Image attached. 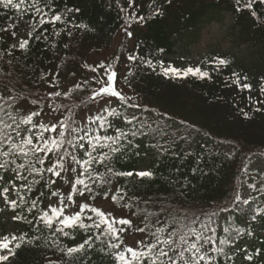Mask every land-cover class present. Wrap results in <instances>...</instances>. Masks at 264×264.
Listing matches in <instances>:
<instances>
[{"label":"snow or ice","instance_id":"1","mask_svg":"<svg viewBox=\"0 0 264 264\" xmlns=\"http://www.w3.org/2000/svg\"><path fill=\"white\" fill-rule=\"evenodd\" d=\"M119 2L117 0V4ZM134 2L135 0H128V6L132 7ZM256 2L257 0H235L236 11L252 10ZM258 2L264 4V0ZM0 9L12 10L20 17L31 13L33 18L27 38L20 39L6 53L0 52V173L9 177L5 181V175L0 174V200L13 212L22 209L34 214L27 222L30 225L35 223L38 231H49L50 236L46 242L71 258L66 264H72L93 251L104 254L112 264H218L221 259L224 264H229L234 261L236 252L232 246L237 240L264 230V206H252L257 200L253 193H259L260 200L264 201V178L259 183L245 181L247 195L237 191L229 203L214 205L186 206L185 201L179 198L174 202H169L166 198L142 200L135 194L129 195L130 189L116 188L111 195L112 202L121 209H128L130 216L139 221L135 231L147 237L137 241L136 247L126 245L123 237L133 227L131 218L114 215L112 211L106 212L88 202L78 204L74 197L95 200L102 194L107 199L112 192L110 186L115 177L132 178L139 183L154 181L157 176L155 171H117L114 167V161L129 153L139 155L141 148L155 153L157 167L165 159L178 162L171 170V175L163 179L178 193V197H184L187 191L194 190L196 186L189 176L181 178L182 166L187 160H194V166L190 169L192 177L207 175L201 168L203 153L196 152L193 148V132L189 131L185 121L174 124L167 114L141 103L138 96L125 95L118 90L115 86L116 71L103 62L91 69L93 72L104 69V72L99 78H93L97 87L92 89L89 97L93 102L103 98V106L93 115L78 121L73 109L63 102L48 104L51 111L60 113V116L55 118V122H43L40 117L44 108L39 106L47 101V97H33L31 90L19 83V77L23 75V68L26 66L17 63L13 50L28 52L30 41L38 30L37 25L66 23L65 16L53 9L52 0H0ZM120 10L126 11L125 8ZM79 11V8L67 9V13ZM155 14H161L159 8L155 10ZM251 15L258 21L261 19L254 10ZM135 19L138 23H143L147 18L135 15ZM72 27L92 31L87 24H74ZM129 27L130 25L125 27L124 31L128 37H132ZM14 28L16 25L10 24L0 28V32H9ZM54 34L59 36L60 32L56 31ZM11 35L16 37V31H11ZM42 36L43 33H40L34 38L40 40ZM5 55L9 59L5 60ZM128 60L135 62L137 57L129 55ZM140 63L151 71H156V64L152 60H141ZM207 63L219 71V66H226L228 61L215 58ZM159 67L164 78L186 79L191 76L201 80L212 79L210 73L201 66L165 67L163 61H160ZM17 68L20 69L19 72ZM47 75L42 74L40 79L50 87L59 88L58 73L51 81L47 80ZM133 75L132 69H129L125 80ZM233 76L234 84L242 90H251V84L241 83V78L236 73ZM243 79L246 81L248 78L245 76ZM86 85L87 80L83 84H75L73 88L83 90ZM260 91L264 93V87ZM72 92L73 89L58 90L48 93V97L67 99ZM113 97L118 101L117 106H113ZM26 105L36 107L26 110ZM135 109H140V114L130 111ZM256 111H264V107L257 108ZM67 113L72 114L66 115ZM243 115L248 118L247 112H243ZM199 131L196 129L197 134ZM101 167L103 172L99 171ZM57 179L70 185L72 190L67 196L58 189L52 190ZM5 182L7 186H4ZM41 184L50 190L51 197L57 198L56 206L49 204L46 209L38 207L42 203L44 192L31 198L34 186ZM94 186H98L101 192L96 191ZM74 206L78 210H74ZM243 206H247V211ZM209 207L211 211L208 210ZM240 212L243 213L242 216L234 215ZM224 213L229 215L225 217ZM11 219L27 218L13 215ZM77 232L85 234L86 238L82 242L68 247L61 246V237L71 236L74 240ZM39 239V236L28 238L27 234L4 236L0 239V252L6 254L0 255V264L15 257L16 251L23 245L33 244ZM260 253L261 249H255V256ZM254 255L245 251L243 258L245 261H252Z\"/></svg>","mask_w":264,"mask_h":264},{"label":"trees","instance_id":"2","mask_svg":"<svg viewBox=\"0 0 264 264\" xmlns=\"http://www.w3.org/2000/svg\"><path fill=\"white\" fill-rule=\"evenodd\" d=\"M52 7L65 16L66 23L37 25L38 30L34 36L43 33L42 38L36 40L33 36L28 52L13 50L17 63L26 66L23 68V75L19 77V83L30 89L33 97H47V101L39 106L44 108L40 119L47 123L46 119H43L45 115L60 116V113L52 112L48 107V104L60 102L73 109L78 121L82 119L84 113L95 103L89 100L92 89L97 87L93 78H99L104 72V69H100L99 72H93L91 69L103 62L106 66L111 65L116 71L115 86L118 90L123 92L122 87H125L127 89L126 93L123 92L125 95L138 96L141 103L167 114L174 124H179L181 120L185 121L189 131L193 132L194 150L203 153L201 168L207 173L192 177L190 169L194 166V160L191 158L187 160L182 166L181 178L189 176L196 186L194 190L187 191L184 197H178V193H175L163 179L171 175V170L178 162L165 159L157 167L155 157L149 169L157 172L154 181L139 183L132 178L115 177L110 186L112 192L107 199L102 194L95 200H85L77 196L78 204L88 202L99 207L100 202H110L115 208L121 209L111 200L116 188L130 189L129 195L135 194L142 200L166 198L169 202H174L179 198L185 201L186 206L229 203L236 192L241 191L244 181L252 173L248 170L250 158L264 154V111H256L257 108L264 107V93L260 91L264 87V4H260L257 0L252 9L261 18L259 21L251 15L252 10L244 9L237 12L235 0H171V3H168V0H155V3L153 0H135L132 7L128 6V0H120L119 4L117 0H52ZM68 8H79L80 11L67 13ZM121 8H125L126 11L122 12ZM157 8L160 10V15L155 14ZM0 13H4L0 15V28L21 22L23 29H27L26 33L31 30L30 22L33 19L31 13H26L23 17L12 10L0 9ZM222 13H230L234 17L229 34L240 44L251 47L252 57L248 60L228 54L217 55L213 59L223 58L228 61L226 66H219V71L215 66L207 63L212 58L205 60L200 66L210 73L212 77L210 80L191 76L186 79L164 78L160 74V61H163L164 65L167 64L178 43L187 39L191 32L198 33L201 25L214 19L220 20ZM133 14L145 16L147 19L143 23H138ZM81 23L87 24L92 31L72 27ZM129 25V31L133 33L132 40L124 31ZM11 31H16L17 34L21 32L18 27L10 29L9 32H0V52L6 53L11 50L13 44L18 43L16 37L11 35ZM56 31L60 32L59 36L54 34ZM69 32L72 34L69 35ZM120 33H124L125 38L108 60H99L96 63L90 61L106 50ZM129 55L136 56L137 61L130 62ZM4 59L7 60L9 57L5 55ZM149 59L156 64L155 72L140 63L141 60ZM4 67L7 69L6 64ZM129 69H132L134 75L129 76L126 81L125 76L128 75ZM17 71L19 72L20 69L17 68ZM57 73L59 88L50 87L40 79L42 74H48L47 80L51 81ZM233 73L239 75L241 83L251 84V90H242L234 84ZM245 76L248 78L246 81L243 79ZM85 80L88 81V85L83 90L73 88L75 84H83ZM69 89H73V92L67 99L48 97L50 92ZM117 104L118 101L115 99L113 106ZM29 107L35 109L36 106ZM242 109L243 112L248 113V118H245ZM130 111L140 114L141 110ZM196 129L200 130L199 134L196 133ZM139 151V155L129 153L114 161L115 169L136 171L145 152L155 155L148 149L141 148ZM99 171L103 172L104 169L101 167ZM254 173L258 177L263 175L260 171ZM3 175L6 181L9 177L7 174ZM42 184L34 186V191L30 194L31 198L44 192V196L41 197L42 203L38 207L46 209L49 204L56 206L57 198L51 197L50 190ZM66 184L63 180L57 179V184L52 186V190L58 189L63 194ZM4 186H7L6 182ZM94 188L101 192L98 186ZM69 189L72 190L71 187ZM259 195L256 194L257 200L253 203V208L264 206V201L260 200ZM243 207L247 211V206ZM0 209H3L0 211V230L3 228V213L7 210L12 215H22L27 218L15 220L18 222V232H15V235L27 234L28 238L40 237L33 244L23 245L16 251L15 257L3 264H50V262L66 264L71 261V258L64 256L46 242L50 236L47 229H43L41 225L43 230L38 231L35 223L30 225L27 222L34 214L22 209L13 212L5 204L0 206ZM74 210L78 209L74 207ZM208 210L211 211V208L209 207ZM123 211L126 218L133 220V227L124 234L125 244L130 235L147 239L144 234L135 231V227L139 225L137 218L131 217L128 209ZM224 215L227 217L229 213ZM234 215L242 216L243 213ZM74 235V240L71 236L61 237V246H73L86 238L82 232ZM254 237L255 235L246 236L237 240L232 246L236 255L244 248L242 240L251 241ZM257 248L261 249L259 256L254 255ZM251 254L254 255V259L247 261L248 264H264V244L255 246ZM72 264H112V262L104 254L93 251L83 258L76 259ZM218 264H224V261L221 259Z\"/></svg>","mask_w":264,"mask_h":264},{"label":"rangeland","instance_id":"3","mask_svg":"<svg viewBox=\"0 0 264 264\" xmlns=\"http://www.w3.org/2000/svg\"><path fill=\"white\" fill-rule=\"evenodd\" d=\"M219 19H214L211 22H207L200 26L198 33L194 34L195 32H191L187 39L178 43L174 54L169 57V61L164 66L167 67L168 65H173L178 68H184L187 66H200L204 63L207 59H213L215 56L220 54H228L234 55L239 58H246L250 59L252 56V48L246 44H240L239 42L235 41L234 37L229 34V29L233 25L234 17L230 13H222ZM21 32L18 34V40L25 38V29L23 30L22 23L15 24ZM128 37V36H127ZM125 38L124 33H120L116 36V38L111 42L109 47L106 50L96 55L93 59L91 58L90 61L96 63L97 61H106L108 60L113 53L117 50L120 42ZM132 40V37H128ZM123 88V92L126 93L127 89ZM112 102L115 101V98H111ZM104 104L103 98L98 99L91 108L86 111L83 115V119H86L89 115H93L95 111L102 107ZM26 110L29 109V106H25ZM59 115L51 116L45 115L43 119L49 122H55V118ZM152 160L151 155H143L141 157V165L139 166L138 170H147L149 162ZM249 171H252L250 177L245 180L246 182H256L259 183L261 178H264V154L263 155H255L251 158V162L248 168ZM260 170L263 174L262 177H258L255 175L254 171ZM253 177L256 179L253 180ZM244 181V185L242 187V194L247 195L246 191V184ZM63 191V195L67 196L70 192V185L66 184ZM250 191V190H249ZM257 193H253L256 195ZM78 199L77 197H74ZM79 201H77L78 203ZM4 205L3 201L0 200V206ZM98 206L104 211H112L114 215L117 216H126L123 209L115 208L110 202H100ZM75 207V206H74ZM13 215L5 210L3 213V228L0 230V239L4 236H11L15 232H18V225L15 220H12L11 217ZM255 239L252 241H242V245L244 246L242 252L236 255L235 261L231 264H248L247 261L244 260L245 251L247 253H251L252 249L264 244V230H261L260 233L255 235ZM141 239L138 235H130L126 239V245L131 247L137 246V241ZM262 240V241H261ZM239 252V251H238ZM6 254L5 252H0V255Z\"/></svg>","mask_w":264,"mask_h":264}]
</instances>
